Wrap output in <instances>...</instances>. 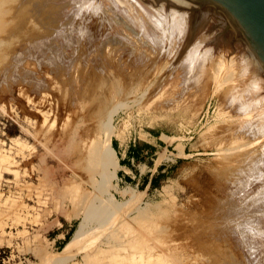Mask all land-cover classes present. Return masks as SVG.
I'll return each mask as SVG.
<instances>
[{
  "label": "rangeland",
  "instance_id": "rangeland-1",
  "mask_svg": "<svg viewBox=\"0 0 264 264\" xmlns=\"http://www.w3.org/2000/svg\"><path fill=\"white\" fill-rule=\"evenodd\" d=\"M52 1L0 0V264H252L227 220L264 185V134L132 0ZM149 132L166 180L119 181L115 151Z\"/></svg>",
  "mask_w": 264,
  "mask_h": 264
},
{
  "label": "water",
  "instance_id": "water-1",
  "mask_svg": "<svg viewBox=\"0 0 264 264\" xmlns=\"http://www.w3.org/2000/svg\"><path fill=\"white\" fill-rule=\"evenodd\" d=\"M185 70L264 134V0H132Z\"/></svg>",
  "mask_w": 264,
  "mask_h": 264
},
{
  "label": "bare ground",
  "instance_id": "bare-ground-1",
  "mask_svg": "<svg viewBox=\"0 0 264 264\" xmlns=\"http://www.w3.org/2000/svg\"><path fill=\"white\" fill-rule=\"evenodd\" d=\"M40 1L42 3H44V2L45 3H52L53 2L52 0H49V1L48 0H40ZM54 1L56 2V0H54ZM57 1L58 2L61 1L60 3H61V5L63 4V7H64V5L68 4V2H70V1H73L71 4H73L74 2H77L75 0H57ZM36 2H38V1H36ZM27 4H28V2H27ZM34 6H37V5H34ZM42 6H45V5H42ZM42 6H41V8H42ZM35 9H37V8H35ZM35 9H33V10L35 11ZM64 9H66V8H64ZM36 11H38V10H36ZM29 12H31V10ZM39 12H40V10H39ZM51 15H52V13H51ZM90 19L91 20H89V22H88V28L81 27V28L87 30V32H84V36H85V38H88V39L92 36H95V34H97L98 31L102 32L100 29V24L94 19V17L92 18L90 16ZM146 36H148L149 39L153 40L156 46L158 45L154 39V34L147 33ZM94 38H96V37H94ZM88 39H86V40H88ZM89 40H91V39H89ZM151 43H153V42H151ZM95 44H97V43H95ZM249 193H250V191H249ZM253 193L252 194L244 193V194H241V196H239V194H238L239 198L241 197V199L239 200L240 203L239 204L237 203L238 205L236 204L235 212H233L235 214H232V218H230V221L227 220V222L233 224L235 231L233 228H231V229H233V231L236 232L237 238H239L238 239L240 242L239 244L242 246V248L244 250L247 251V254L250 257V260L253 262V263L252 262L251 263L252 264H264V185L262 187H260L258 190H256V192H253Z\"/></svg>",
  "mask_w": 264,
  "mask_h": 264
},
{
  "label": "crops",
  "instance_id": "crops-1",
  "mask_svg": "<svg viewBox=\"0 0 264 264\" xmlns=\"http://www.w3.org/2000/svg\"><path fill=\"white\" fill-rule=\"evenodd\" d=\"M138 139L141 141L131 140L126 146L115 151L118 180L124 183H130L131 180H135L136 183L141 181L144 182V188L148 187L150 181L158 175H163V179L166 180L170 168L168 165L175 155H166L163 148L166 146L164 143L167 144L168 139L171 141V138L165 135L154 138L146 133H139ZM140 168L144 169L143 173L140 172Z\"/></svg>",
  "mask_w": 264,
  "mask_h": 264
},
{
  "label": "trees",
  "instance_id": "trees-1",
  "mask_svg": "<svg viewBox=\"0 0 264 264\" xmlns=\"http://www.w3.org/2000/svg\"><path fill=\"white\" fill-rule=\"evenodd\" d=\"M149 134L152 136V137H154V138H156V137H158V135H159V133H154V132H149ZM149 150L150 151H152V148H150L149 147ZM164 177H163V175H158V176H156V178H154V179H152L151 181H150V183H149V185H148V188L149 189H154V188H156V182H158V181H160L161 179H163Z\"/></svg>",
  "mask_w": 264,
  "mask_h": 264
}]
</instances>
